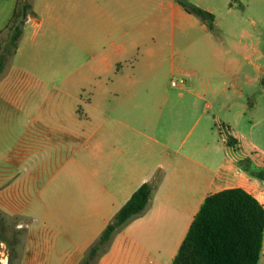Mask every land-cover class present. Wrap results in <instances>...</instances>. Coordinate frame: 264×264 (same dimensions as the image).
Instances as JSON below:
<instances>
[{"label":"crops","instance_id":"0c3cea01","mask_svg":"<svg viewBox=\"0 0 264 264\" xmlns=\"http://www.w3.org/2000/svg\"><path fill=\"white\" fill-rule=\"evenodd\" d=\"M1 2L0 36L7 25L1 29ZM90 2L105 17L108 27L119 30L96 42L100 58L97 72L128 60L136 50L140 60L132 64V72L140 68L144 72L142 78L132 73L119 80L118 88L129 89L123 98L95 96L82 102L83 115L77 114L80 99H69L65 112L57 106L59 103L44 108V113L51 116L42 127L44 136L34 138L29 148L13 156L3 158L0 140V214L18 217L21 213L17 206L25 210L33 201L37 215L28 210L24 216L41 222L27 231L25 223L14 264H78L144 182L153 183L144 211L114 234L108 251L97 264H170L208 195L241 188L264 208V180L250 173L264 169V151L262 156L256 154L253 144L244 142V136L234 127L241 122L246 128L247 114L253 120L264 114V106L253 104L246 108L241 91L231 97L222 81L220 84L212 79L228 69L237 70L238 60L222 42L211 38L204 23L180 5L170 4L173 34L167 42L161 37L163 24L138 18L134 21L129 18L132 12L122 4L120 9H106L101 0ZM5 6L3 15L8 22L15 4L7 12L8 4ZM232 9L229 5L228 11ZM259 23L252 17L226 23L229 30L236 28L234 47L241 51L243 59L245 51L250 52L246 63L258 76L264 73V63L259 61L264 53L259 49L258 33L248 26ZM212 54L218 63L207 67ZM174 56L181 62L204 65L201 78L199 71L190 67L185 72L196 75V80L180 87L163 84L160 79L168 69L172 70L169 63ZM251 56L258 61L250 60ZM219 57L226 62H219ZM134 88L149 91L137 96ZM99 89L109 95L114 92L107 84ZM222 95L226 99L219 100ZM215 109L224 111L222 117L215 114ZM215 120L226 128H213ZM253 126L251 122L249 128ZM227 137L235 144L229 145ZM28 159L30 165L26 167ZM43 175L51 186L44 202L28 196L24 189Z\"/></svg>","mask_w":264,"mask_h":264},{"label":"rangeland","instance_id":"374dc122","mask_svg":"<svg viewBox=\"0 0 264 264\" xmlns=\"http://www.w3.org/2000/svg\"><path fill=\"white\" fill-rule=\"evenodd\" d=\"M26 1L30 3L31 9L22 27L17 48L10 58L8 54H5V59L9 58V60L6 61L3 71L0 73V140L1 148H4L3 158L17 154L22 148H29L34 138L40 139L44 136L41 134L44 133L42 127L50 122L51 117L44 113L46 108L59 103L57 106L63 108L65 112L69 99H80L77 102V114L83 115L82 102L95 96L107 95L123 98L129 89L118 88L119 80L127 75L131 76L132 73L142 78L144 72L141 68L137 72H132V64L140 60L137 50L135 56L128 60L120 61L105 72H97V68H100V58L96 42L104 35L118 34L119 30L115 27L113 30L112 26L108 27L105 24V17L99 15L97 6L90 0ZM178 1L194 4L210 11L215 18V31L210 32L211 38L215 42H222L223 47L229 50V54L235 55L238 60L237 70L228 69L222 74L215 75L212 79L220 84L222 81L231 97H236L237 93L241 91L246 108H250L253 104H257L259 107L264 106V85L261 81L263 74L258 76L252 67L247 65L249 51H245L246 58L243 59L241 51L235 49L234 46H237L238 39L234 36L236 28L229 30L226 24L228 20L237 21L239 17H252L260 21L261 24L254 27L249 25L248 28L251 30L255 28V33H258L260 37L259 49L264 53V0H101L102 7L106 9H120V4L128 7L132 12L129 18L134 21L138 18L145 19L150 23L163 24L164 31L161 37L167 42H170L173 34L171 27L174 15L170 4L171 2L178 4ZM2 3H4V7L1 10V29L9 22L3 15V13L5 14V5L8 4L7 12L9 9H13L16 0H3ZM229 5L233 6L231 11H228ZM7 38L8 30L5 28L4 31H1L0 53H5L4 47ZM250 60L254 61V56H251ZM259 61L264 63V57ZM219 62L224 63L226 60L219 57ZM214 63H218V58L212 54L209 63L207 62V67ZM171 65L172 70L168 69V72L160 80L163 84H170L173 81L175 87L182 86L186 81L196 80V75L193 76L188 71L185 72L190 67H195L199 71L200 78L204 70V65L181 62L178 56L171 59L169 66ZM249 76L253 77L252 82H249ZM103 84L112 86L114 92L111 95L105 94L104 90L99 89ZM133 90L137 96H144L149 91L144 88H134ZM162 90L166 91L164 88ZM224 99L226 96L222 95L219 100ZM214 112L219 117L224 114L222 109L220 112L215 109ZM263 115L260 113L252 120L251 116L247 114L248 118L244 124L246 128L241 122L238 126L233 124L244 136L243 141L252 143L255 153L260 156L264 151ZM251 122L254 123V126L250 129ZM218 123L219 120H215L213 128L219 131L223 130L219 129ZM190 124L191 121L186 124L182 136ZM25 165L26 167L30 165L29 159ZM43 170L45 171V168ZM45 180L46 176L43 175L39 181L26 185L24 189L27 195L34 199H42L44 202L46 194L51 188ZM17 208L21 213L18 217L7 216L3 212L0 214V252L7 255L8 264H14L15 250L21 244L25 223H27L25 231L41 225L37 218L24 216L27 215L28 210L37 215V208L33 201L27 204L25 210L21 205H18ZM258 264H264V243L263 253Z\"/></svg>","mask_w":264,"mask_h":264},{"label":"trees","instance_id":"16d2710c","mask_svg":"<svg viewBox=\"0 0 264 264\" xmlns=\"http://www.w3.org/2000/svg\"><path fill=\"white\" fill-rule=\"evenodd\" d=\"M178 4L186 13L204 23L210 32L215 31V18L210 11L183 1H178ZM30 9L31 5L26 0H16L6 25L8 38L5 53H0V73L15 53ZM5 54H8V59H5ZM261 81L264 85V73ZM227 143L234 145L235 140L227 137ZM250 173L264 180V169ZM152 187V182H144L132 193L78 264H97L100 256L108 251L114 234L128 220L144 211ZM263 235L262 205L241 188L224 189L204 199L170 264H258Z\"/></svg>","mask_w":264,"mask_h":264},{"label":"built area","instance_id":"2783aa9c","mask_svg":"<svg viewBox=\"0 0 264 264\" xmlns=\"http://www.w3.org/2000/svg\"><path fill=\"white\" fill-rule=\"evenodd\" d=\"M171 85H175L173 81H171ZM226 126L223 124H219V129H225ZM0 264H8V257L6 254L0 252Z\"/></svg>","mask_w":264,"mask_h":264}]
</instances>
